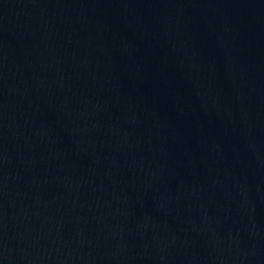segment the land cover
Segmentation results:
<instances>
[{"label":"water","instance_id":"obj_1","mask_svg":"<svg viewBox=\"0 0 264 264\" xmlns=\"http://www.w3.org/2000/svg\"><path fill=\"white\" fill-rule=\"evenodd\" d=\"M0 264H264V0H0Z\"/></svg>","mask_w":264,"mask_h":264}]
</instances>
